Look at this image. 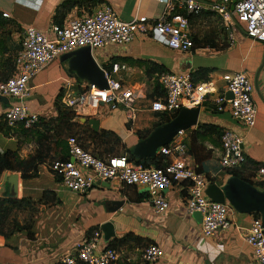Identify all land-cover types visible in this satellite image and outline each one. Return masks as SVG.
Wrapping results in <instances>:
<instances>
[{"label": "crops", "instance_id": "1", "mask_svg": "<svg viewBox=\"0 0 264 264\" xmlns=\"http://www.w3.org/2000/svg\"><path fill=\"white\" fill-rule=\"evenodd\" d=\"M69 1L81 3L71 8L58 25H64L103 4H109L123 21L139 17L154 20L161 17L168 3V0H0V80L10 76L24 30L34 27L52 37L51 26L58 23L55 19L57 9ZM4 14H9V17H4ZM191 30L193 35L197 34L192 26ZM235 34V42H222L221 37L216 39L218 42H201L191 53L172 50L156 38L139 35L130 44L96 49L93 55L103 67L113 62L128 64L133 72L130 83L136 87H142L146 79L145 69L135 65L140 59L154 61L173 72L215 68L210 80L217 89L223 86L222 74H245L253 86V100L257 107L255 126L246 128L236 123L229 109L217 113L213 97L199 106L198 124H213L238 132L244 138L246 156L264 167V44L248 38L242 25L237 26ZM224 45L226 47L222 48ZM61 58L53 60L30 80L31 97L24 102L29 113L45 119L55 118L58 115L56 101L63 85L67 81L81 82L70 73L67 61ZM17 104L20 103L15 100H10L9 105L0 102V122L5 111ZM138 112V128L148 129L159 122L152 110L140 108ZM93 117L100 120L101 129L115 132L129 148L139 141L136 134L129 131L122 111L102 106L99 114ZM191 141L188 134L192 156L202 172L212 179L211 184L226 185L232 175L220 164L221 141L215 136H196L192 147ZM17 148L16 137L0 133L1 151ZM33 151L34 144L29 143L28 149L22 147L21 154L26 157ZM39 174L36 179L24 180L20 173L5 172L0 179V198H29L39 202L46 190H52L60 200L59 205H36L33 212L29 208L14 211L10 221L16 219L23 224L32 216L35 237L29 238L26 231L14 232L9 237L0 235V264L62 263L66 256L74 255L77 244L90 236H87L90 228L99 227L103 233L101 226L107 223L113 225L115 238L133 233L158 244L164 251V257L158 264H253V250L246 237L254 215L234 210L233 227L219 231L214 238H207L202 233V219L188 212L186 193L180 187L164 191L168 208L157 212L150 201H139L133 189L117 181L108 183L109 187L104 186L106 182L102 183L94 186L88 194L79 195L58 182L46 164L39 167ZM244 175L253 184L254 171L244 170ZM119 200L126 201L120 209L114 204ZM101 244L105 248L108 244L104 233ZM116 250L119 259L115 264H142L143 249L132 245Z\"/></svg>", "mask_w": 264, "mask_h": 264}, {"label": "built area", "instance_id": "2", "mask_svg": "<svg viewBox=\"0 0 264 264\" xmlns=\"http://www.w3.org/2000/svg\"><path fill=\"white\" fill-rule=\"evenodd\" d=\"M234 1L235 10L232 12ZM179 10L186 15L204 11L219 15L230 42H235L236 28L242 25L248 38L264 44V0H168L161 17L154 20L139 17L133 21L121 20L109 4H103L64 25L53 24L50 29L52 37L34 27L24 30L14 58V72L9 78L0 80V97L20 104L11 105L3 114V120L12 128L20 123L29 128L39 122L41 117L29 113L24 105L31 97L30 80L59 56L80 48L90 47L94 51L112 45H127L142 35L156 38L172 50L191 53L195 47L191 24L185 14L178 13ZM4 17H9V14H4ZM100 67L105 73L107 89L90 86L86 81H67L61 92V103L80 117L97 115L102 106H109L125 114V122L131 133L146 129L136 126L140 109L136 106L137 92L144 95L141 88L137 89L130 83L132 68L122 62ZM155 80L165 92L164 98H156L150 109L159 121L161 115H178L182 109L199 107L213 97L217 113L229 109L233 120L243 127L252 128L256 124L253 86L243 73L222 74L223 86L220 89L212 80L195 82L191 70L158 73L152 81ZM229 93L232 98L228 97ZM189 131H179L168 145L158 149V155L165 157V165L161 168L138 165L130 161L127 155L101 158L85 150L79 139L71 136L67 138L69 159L55 161L52 170L60 177V183L79 195H86L94 186L113 181L137 190L148 189L147 200L156 207L157 212H164L168 208L164 191L180 187L186 193L188 212L202 214L203 235L214 238L219 231L233 227L234 208L229 203L213 202L205 194L211 182L205 173L198 170L191 154ZM243 144L241 134L232 129L225 130L221 139L220 159L225 171L233 172L244 167L247 156ZM253 177L254 186L264 192V167H259ZM102 239L103 233L94 231L77 244L74 255L66 256L62 263L115 264L119 259L118 251L103 247ZM246 239L253 250V264H264V226L259 215H254ZM163 257L164 251L156 243L148 244L141 253L142 264H158Z\"/></svg>", "mask_w": 264, "mask_h": 264}, {"label": "trees", "instance_id": "3", "mask_svg": "<svg viewBox=\"0 0 264 264\" xmlns=\"http://www.w3.org/2000/svg\"><path fill=\"white\" fill-rule=\"evenodd\" d=\"M92 2L102 1V0H89ZM78 1H69L60 5L57 9L55 19L61 24L69 13L71 8L80 4ZM180 14H185L184 11L179 10ZM210 11H204L201 14H187L190 24L200 20L202 18L214 16ZM194 38V49L200 45L202 39L199 34L193 35ZM221 37H218V39ZM217 39V38H216ZM210 40V42H218ZM222 42H226L224 38ZM228 42H230L228 40ZM224 45L222 48H225ZM145 69V76L148 81H152L154 76L158 73H163L170 71L161 64H158L151 60H137L136 64ZM14 71V67L10 70V76ZM215 72V68L199 67L191 70L192 78L195 82H209L210 75ZM9 78V75H6ZM4 78V79H7ZM1 79V80H4ZM156 84L152 89V93L149 97L164 98L165 92L160 87L158 82L155 80ZM61 95H59L56 105L58 110V115L55 118L45 119L40 118L39 122L31 127H26L24 123L18 124L16 127L12 128L3 120L0 122V133H3L7 137H16L18 140V148L15 150L7 149L4 151L0 150V179L5 172L20 173L22 179L32 180L39 177V167L46 164L50 172L55 176L58 182H61L60 177H58L52 170V164L55 161H67L69 159L68 148H67V138L71 136L77 137L81 135L83 137L84 143L79 137H77L82 145V147L90 151L93 148L92 154L97 155L101 158L103 157H117L121 155H127L130 161L135 162L138 165L144 167L156 166L163 167L165 165V157L158 155L155 159L141 160L134 156L133 148H129L122 138H120L115 132L101 129L99 132H95L88 122L81 123L79 119L80 116L76 114L73 110L66 108L61 103ZM177 115L172 117L161 115L160 121L157 122L151 129L136 130V136L139 140H145L148 136L158 127L169 123ZM88 120L92 117L87 116ZM225 132L224 128L213 124L199 123L196 128L189 131V136L191 138V147L193 145V140L196 136L207 137L215 136L216 139H222ZM33 143L34 151L23 157L21 154L23 144ZM192 150V148H191ZM125 152L121 154V152ZM96 153V154H95ZM192 154V153H191ZM262 164L253 162L247 157V162L245 163L243 169L230 172L232 177H238L246 182L251 183V181L244 175V170H252L254 173ZM198 170L202 172L201 167L198 165ZM211 182L212 179L209 177ZM133 189L139 201H144L148 199V193H139L135 188L127 187ZM59 205L60 200L56 197L54 191L46 190L43 194L42 199L39 202H35L29 198L13 199V198H0V235L4 237H9L14 234V232L26 231L29 238L33 239L35 237L32 232V216L29 217L23 224L19 223L16 219L10 221L14 211H21L23 209L29 208L32 212L35 210L36 205ZM258 216L257 214H255ZM100 230L99 227H92L88 230L87 236L91 235L94 231ZM150 240L144 239L134 235L133 233H128L121 238H114L108 241L107 247L120 249L129 246H134L135 248L144 249ZM62 264V263H57Z\"/></svg>", "mask_w": 264, "mask_h": 264}, {"label": "water", "instance_id": "4", "mask_svg": "<svg viewBox=\"0 0 264 264\" xmlns=\"http://www.w3.org/2000/svg\"><path fill=\"white\" fill-rule=\"evenodd\" d=\"M235 3L231 6V11L235 10ZM61 60L67 61L69 71L73 76L81 81H86L90 86H97L100 89H107L105 73L93 55L90 47H83L69 52L62 56ZM232 98V94H228ZM0 102L9 105L10 100L0 97ZM200 108L182 109L179 114L169 123L156 128L145 140H139L133 147V154L141 160L155 159L158 156V149L168 145L181 130H191L198 125ZM82 123L88 122L95 132L101 130L100 120L97 118H81ZM105 187H109L106 182ZM148 189H143L141 193H147ZM205 194L211 201L216 203H229L234 210L241 214L259 215L264 226V192L258 190L252 183L246 182L238 177H231L226 185L220 187L212 183ZM125 200L114 202L118 209L125 205ZM195 216L202 219L201 213ZM105 240L115 238L113 225L107 223L101 226Z\"/></svg>", "mask_w": 264, "mask_h": 264}, {"label": "rangeland", "instance_id": "5", "mask_svg": "<svg viewBox=\"0 0 264 264\" xmlns=\"http://www.w3.org/2000/svg\"><path fill=\"white\" fill-rule=\"evenodd\" d=\"M191 26H192V29H194L197 32V34H199L201 36V39H202L201 42H210V40L212 41L216 38L218 39V37H222L226 40V42H228L227 30L224 26L222 18L217 14H215L214 16H210V17H206V18H202L200 20H197V21L193 22ZM132 79H133V77H132ZM137 81L141 82L142 80L138 79ZM142 83H143L142 84L143 86L142 87L138 86L137 89H139V88L142 89L144 97L140 94V92H137L138 100L136 102V106L138 108H146V109L150 110L156 101V97H154V98L149 97L152 93V89H153L154 85L156 84V82L155 81H148L147 79H145ZM63 87H64V85H63ZM62 90H63V88L61 89V91ZM86 117L87 116H83L82 118H86ZM91 117L95 118L93 116H91ZM77 137H79L81 139V141L84 143L83 137L81 135H79V136L77 135ZM23 146L26 149H28L29 143H25V144H23ZM90 150L92 151V153H94L93 148H90ZM124 153H125L124 151L121 152V154H124Z\"/></svg>", "mask_w": 264, "mask_h": 264}]
</instances>
